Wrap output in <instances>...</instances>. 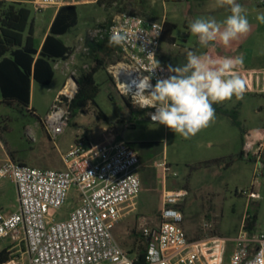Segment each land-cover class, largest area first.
Masks as SVG:
<instances>
[{
  "label": "rangeland",
  "instance_id": "374dc122",
  "mask_svg": "<svg viewBox=\"0 0 264 264\" xmlns=\"http://www.w3.org/2000/svg\"><path fill=\"white\" fill-rule=\"evenodd\" d=\"M113 1L103 0L102 5L95 3L94 9L86 8L90 13L80 10L81 22L63 37L65 43L72 46L73 55L68 61L72 81L82 71L94 66L86 43L93 39L99 29L110 24L116 15L128 13L147 20L176 23L174 36L182 44L185 34L189 45L197 44V37L188 27L189 21L197 17H212L222 22L230 15V6L217 7L216 0ZM237 3L243 6L251 30L227 46L223 44V47L230 50V57L244 56V63L240 65L242 69L255 71L245 73L242 78L249 93L243 94L242 99L233 96L217 105L231 110L239 103L238 120L245 130H251L264 127V94L252 93L257 88L262 89L257 81L264 82V23L256 19L257 15L264 13V9L259 7L258 0H237ZM24 5L30 11L29 25L33 23L34 43L37 46L49 21L47 13H54L55 9H36L30 0H26ZM71 39L73 42L69 43ZM112 63L103 66L96 74L100 87L96 98L98 107L89 104L83 112L71 116L68 127L56 143L48 137L43 119L40 122L37 115H31L26 109L21 111L16 106L3 103L0 93V159L8 156L36 168L61 169V154L80 139L93 145L110 138L122 140L128 145L139 143L134 149L139 153L141 162V192L134 208L126 211L113 231L120 246L129 253L133 251L132 255L143 246L140 239L142 227L157 222L162 181L160 169L155 167V163L164 158L172 171L176 172V176H169V180L176 181L188 193L181 208L184 215L182 228L190 240L202 241L213 236L233 239L245 225L248 214H256L257 230H264V149L259 159L254 154L247 156L254 160L240 159V130L224 115L216 114L209 127L190 139L175 134L164 125L150 122L146 117L131 119L125 98L118 94L110 80L108 68ZM63 80L57 70L52 86L34 84L32 106L37 114L44 117L49 112L54 102V87L62 85ZM98 108L107 116L109 123L98 117ZM149 143L154 144L149 146ZM146 152L148 156H145ZM250 191L257 193L258 198H249ZM17 206L14 185L8 179H2L0 209L14 212ZM75 206L70 198L54 218L65 217ZM25 250V243L21 242L11 252L13 256L23 255L26 259ZM232 250L233 245L228 241L223 264H229Z\"/></svg>",
  "mask_w": 264,
  "mask_h": 264
},
{
  "label": "built area",
  "instance_id": "2783aa9c",
  "mask_svg": "<svg viewBox=\"0 0 264 264\" xmlns=\"http://www.w3.org/2000/svg\"><path fill=\"white\" fill-rule=\"evenodd\" d=\"M71 1L35 0L34 4L44 10ZM258 5L264 9V0H258ZM113 31L122 32L127 39L117 46L120 58L109 66V75L118 94L153 122L155 109L139 106L146 102L141 95L145 88L147 94L158 79L172 75L158 60L163 22L121 13L91 41L109 39ZM72 79L65 83L43 120L53 143L69 125V105L78 89ZM263 149V144L257 146V159ZM61 162V169L36 168L8 157L0 164V181L8 179L14 185L18 204L11 213L0 209V252L10 254L2 264H136L135 255L120 246L113 231L126 211L134 208L141 192L137 150L114 138L98 145L80 139L61 154ZM155 167L161 172V206L156 224L144 225L140 231L147 243L144 264H152L150 255L154 264H223L228 241L233 245L229 264H264V232L251 237L242 226L230 240L216 236L190 240L182 228L181 208L188 193L166 187L167 179L176 172L165 159ZM248 196L259 195L250 191ZM70 198L76 206L65 217L55 219ZM21 242L25 243L27 262L23 255L13 256L11 252Z\"/></svg>",
  "mask_w": 264,
  "mask_h": 264
},
{
  "label": "trees",
  "instance_id": "16d2710c",
  "mask_svg": "<svg viewBox=\"0 0 264 264\" xmlns=\"http://www.w3.org/2000/svg\"><path fill=\"white\" fill-rule=\"evenodd\" d=\"M102 2L103 0H96L98 5H102ZM78 16L76 5L60 7L51 25L50 34L46 36L43 46L38 52L33 45L32 27H29V9L23 3L0 0V93L3 103L16 106L21 111L26 109L31 115L35 116L34 111L28 109L31 99V82L34 81L49 86L54 77L51 61L56 59L67 60L72 55V49L64 44L60 36L71 32L77 26ZM27 29L28 34L25 38L24 34ZM176 29V23L163 21L162 44L169 46L176 44L178 40L174 36ZM108 40L107 37L104 39L98 38L86 43V48L94 62V66L88 71H82L79 77L75 79L78 89L69 105L72 117H75L79 112H83L89 104L98 107L96 98L100 92V87L96 81V74L103 66L107 67L109 63H114L120 58L118 47H109ZM188 51L190 49H184L183 47L182 50L170 53L158 60L166 67H169V65L172 67L182 66L186 63ZM110 80L112 81L111 77ZM124 102L129 109L131 119L145 117V112L134 109L128 99L125 98ZM213 107L216 114L227 116L232 124L240 130L243 145L245 130L238 120L239 104L231 110L223 109L214 104ZM98 117L104 120L105 123H109L107 116L99 108ZM39 121L41 122L40 119ZM138 144H129V146L134 148ZM153 144L149 143L148 145L153 146ZM148 155L149 153L146 152L145 156ZM238 156L242 160H252L243 157L242 149ZM244 228L251 237L255 236L257 233L256 214H248ZM140 239L143 241V246L139 247L135 253L136 264H144L147 251L146 241L141 235ZM130 254H133V251H130ZM9 259L10 254L8 252L5 250L0 252V264Z\"/></svg>",
  "mask_w": 264,
  "mask_h": 264
},
{
  "label": "clouds",
  "instance_id": "9594fccd",
  "mask_svg": "<svg viewBox=\"0 0 264 264\" xmlns=\"http://www.w3.org/2000/svg\"><path fill=\"white\" fill-rule=\"evenodd\" d=\"M226 5L230 6V15L222 22L212 17H197L189 21L190 32L198 37L201 46L208 47L210 42L217 40L227 46L250 32L251 25L243 6L237 0H216L217 7L223 8ZM256 19L264 23V13L257 15ZM126 39L122 32L113 31L108 46H121ZM243 63L242 54L235 59L225 58L214 62L188 51L185 64L176 67L169 65L168 72L172 75L158 79L147 94L146 88L144 89L141 95L146 102L139 107L154 108L155 112L151 114L154 123L164 125L175 134L190 139L215 120L213 104L230 100L233 96L243 98L245 82L232 72L237 65ZM148 259L154 264L151 255Z\"/></svg>",
  "mask_w": 264,
  "mask_h": 264
},
{
  "label": "crops",
  "instance_id": "0c3cea01",
  "mask_svg": "<svg viewBox=\"0 0 264 264\" xmlns=\"http://www.w3.org/2000/svg\"><path fill=\"white\" fill-rule=\"evenodd\" d=\"M5 1H7V2H19V3H23V4L26 3V0H5ZM30 3H34V0H30ZM95 3H96V0H86V1H71L70 3L67 4V5H76L77 6L78 15H79L78 16V24H77V26L79 25V22H81L80 10L86 11L87 13H90L89 12L90 10H87L86 8H91V10H92V8L94 9ZM53 9H55L54 13H47L49 21H48L46 30L43 31V34H42L41 39H40V41H39L37 46L34 43V31H33V45L37 49L38 52L41 50L46 36L50 34L51 25H52V23H53V21H54V19L56 17V14H57V12L59 10V8H53ZM44 10H46V9H44ZM79 19H80V21H79ZM77 26L75 28H73L72 31L75 30L77 28ZM29 27H32V30H33V23H31L29 25ZM71 32H69V33H71ZM69 33H67V34H69ZM27 34H28V29H27V31L24 34L25 38H26ZM67 34H65V35H67ZM65 35L60 36V38L63 40V37ZM63 42H64V44L67 47L72 49L71 45H67L64 40H63ZM71 42H73L72 39L70 40L69 43H71ZM163 45L164 44H161V48H160V51H159V54H158V59L162 58V57H165L166 55H168L170 53H175V52H177L179 50H182L183 47H184V49H190V51L195 52L197 55H203L206 58H208L209 60L214 61V62H220V61H222L225 58L235 59V58L230 57L228 55L230 53L229 52L230 50L228 48H224L223 44L219 40L210 42L208 47H203V46L200 45L198 37H197V44L189 45L188 44V36L185 37V34H184V38H183V43L182 44H180V41L177 40L176 44L173 45V46H169V45H164L163 46ZM72 55H73V53H72ZM71 56L67 60L56 59L54 61H51V65H52L53 70H54V77H53V80H52L51 84L49 86H47V87L52 86L53 83L55 82L56 71L57 70L60 72V74L64 78L62 85L54 87L53 100H55L56 96L63 89L67 78L69 76L71 77V66L68 64V61H69V59H71ZM251 71L254 72L255 70H247V69L244 70V69H242V67L240 65H237L232 70V72L238 74L241 78L244 77L245 73L250 72L252 74ZM35 83L36 82H34V81L31 82V99H30V105H29L28 109L29 110H33L35 115H37V117L40 120H42V119L44 120V118L46 117L48 112H46L45 116L43 117L42 114H37V111H36L35 107L32 106V93H33V89H34V84ZM257 85H258V87H262V89L257 88L258 90L252 91V93L264 94V88H263L264 82L257 81ZM249 92L250 91L246 88L244 94L245 93H249ZM214 105H217V103H215ZM218 107L226 109V108H224V106H218ZM263 140H264V127L261 126L260 128H257V129L245 130L244 144L242 145V143H241V149H242V151L244 153L243 157L246 159L247 156L254 154L256 149H257L256 146H258L259 144H263L264 145ZM120 141H122V140H120ZM241 149H240V151H241ZM251 159L254 160L253 158H251ZM3 160L4 159H0V163H2L1 161H3ZM166 187L169 188V189H180L179 184L176 181H174V180H169V178L167 179ZM15 191H16V189H15ZM161 191H162V188H161ZM16 200H17V193H16ZM6 213H11V212H6ZM257 232H264V230H260V231L257 230Z\"/></svg>",
  "mask_w": 264,
  "mask_h": 264
}]
</instances>
